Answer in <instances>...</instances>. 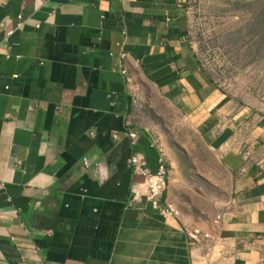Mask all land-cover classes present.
<instances>
[{
	"label": "crops",
	"instance_id": "crops-1",
	"mask_svg": "<svg viewBox=\"0 0 264 264\" xmlns=\"http://www.w3.org/2000/svg\"><path fill=\"white\" fill-rule=\"evenodd\" d=\"M184 3L0 0V264H264V121L204 71ZM134 154L164 158L177 217Z\"/></svg>",
	"mask_w": 264,
	"mask_h": 264
},
{
	"label": "rangeland",
	"instance_id": "rangeland-1",
	"mask_svg": "<svg viewBox=\"0 0 264 264\" xmlns=\"http://www.w3.org/2000/svg\"><path fill=\"white\" fill-rule=\"evenodd\" d=\"M187 38L216 87L264 121V0H185Z\"/></svg>",
	"mask_w": 264,
	"mask_h": 264
},
{
	"label": "built area",
	"instance_id": "built-area-1",
	"mask_svg": "<svg viewBox=\"0 0 264 264\" xmlns=\"http://www.w3.org/2000/svg\"><path fill=\"white\" fill-rule=\"evenodd\" d=\"M10 35L11 33H7V35L3 39V43L6 49V53L4 56L6 59L10 58V54L8 52V42ZM118 56L120 60H123L125 54L120 53ZM14 58L18 59L19 56H14ZM118 72L123 77L124 83H128L130 81V78L127 75V72L124 67H120ZM128 137L130 139V143L134 145L137 139L136 132L131 130L128 131ZM82 164L85 168L89 167V164L85 159L82 160ZM128 164L135 175L143 178L147 200L151 208L160 212L163 215L177 217L178 211L174 209L171 205L164 203L163 200V196L167 189L168 178V168L164 158L159 157L157 160V165L153 169H150L146 166L144 159L139 154L132 155L128 160ZM195 235V233L190 234V238H192V240H196Z\"/></svg>",
	"mask_w": 264,
	"mask_h": 264
}]
</instances>
